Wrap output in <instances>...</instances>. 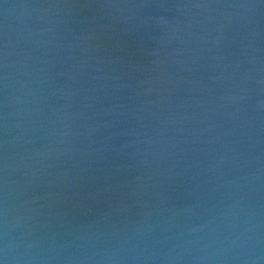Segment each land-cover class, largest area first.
I'll return each instance as SVG.
<instances>
[{"label": "water", "instance_id": "95a60500", "mask_svg": "<svg viewBox=\"0 0 264 264\" xmlns=\"http://www.w3.org/2000/svg\"><path fill=\"white\" fill-rule=\"evenodd\" d=\"M3 264H264V0H0Z\"/></svg>", "mask_w": 264, "mask_h": 264}, {"label": "clouds", "instance_id": "9594fccd", "mask_svg": "<svg viewBox=\"0 0 264 264\" xmlns=\"http://www.w3.org/2000/svg\"><path fill=\"white\" fill-rule=\"evenodd\" d=\"M0 264H3V262H2V261H0Z\"/></svg>", "mask_w": 264, "mask_h": 264}]
</instances>
